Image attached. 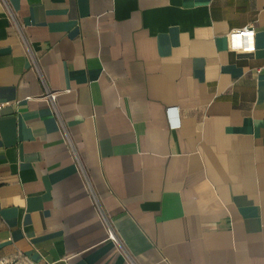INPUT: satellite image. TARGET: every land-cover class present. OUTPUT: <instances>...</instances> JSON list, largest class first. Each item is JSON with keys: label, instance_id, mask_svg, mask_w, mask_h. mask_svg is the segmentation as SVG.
<instances>
[{"label": "crops", "instance_id": "obj_1", "mask_svg": "<svg viewBox=\"0 0 264 264\" xmlns=\"http://www.w3.org/2000/svg\"><path fill=\"white\" fill-rule=\"evenodd\" d=\"M0 258L264 264V0H0Z\"/></svg>", "mask_w": 264, "mask_h": 264}, {"label": "built area", "instance_id": "obj_2", "mask_svg": "<svg viewBox=\"0 0 264 264\" xmlns=\"http://www.w3.org/2000/svg\"><path fill=\"white\" fill-rule=\"evenodd\" d=\"M239 35L240 36V44L237 46L243 47V48H251V43H252V37L254 36V29L251 27H242V28H237L234 29L230 32V36L232 38H234L235 36ZM45 90H44V96L49 104V106L52 108V111L57 112V105H56V92L52 91L50 89H48L46 86ZM65 132V131H63ZM64 134V133H63ZM65 138V142L69 145L72 156L76 162L78 171L82 174V176L84 177L85 180V184H86V188L90 191V193H92L91 190V183L90 180L88 178L87 172L85 171L82 162L80 160V157L75 149V147L73 146V143L69 137V135L65 132L64 135ZM94 197V202L96 203L97 206H99V202L97 197ZM100 209V208H98ZM102 219L103 221L106 223V229H107V239L113 241V242H118L117 236L113 230V228L111 227V225L109 224L108 220L106 219V217L104 215H102ZM119 243V242H118ZM0 264H37L35 262H17L16 260L13 259H9V258H0Z\"/></svg>", "mask_w": 264, "mask_h": 264}, {"label": "clouds", "instance_id": "obj_3", "mask_svg": "<svg viewBox=\"0 0 264 264\" xmlns=\"http://www.w3.org/2000/svg\"><path fill=\"white\" fill-rule=\"evenodd\" d=\"M233 39H234V42H235L237 45L240 44V36H239V35L235 36Z\"/></svg>", "mask_w": 264, "mask_h": 264}]
</instances>
